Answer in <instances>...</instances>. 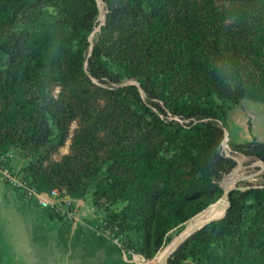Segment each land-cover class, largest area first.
<instances>
[{
    "label": "rangeland",
    "instance_id": "obj_1",
    "mask_svg": "<svg viewBox=\"0 0 264 264\" xmlns=\"http://www.w3.org/2000/svg\"><path fill=\"white\" fill-rule=\"evenodd\" d=\"M138 1L111 0L109 5L100 0L97 26L88 39L87 58L90 57L91 47L101 39L100 24L104 21L106 24L110 8L115 10L116 19L113 26L108 28L105 38L114 57H121L130 67L129 72H126L110 62L113 71L123 76L119 83H113L108 78L99 80L92 77L87 60L84 66L86 76L79 88L73 89L64 79L61 81V77L56 76L64 69L56 70L53 76L44 77L50 87L46 97L38 101L33 99L32 103L29 102L30 95L14 99L4 84L7 71L14 66L13 55L17 53L16 47L20 43L23 27L42 11L52 14L57 10L45 5L44 0H32L18 16L17 26L11 31L13 43L0 75V87L3 88L0 111H8L16 104L24 106L22 116L15 122L8 123L0 118V155L4 154L2 151L11 155V167L20 177H25L29 183L37 179L38 183L44 181L48 184L47 188L57 189L78 207L74 219L65 218L59 212L52 214L63 222L61 230L66 229L60 237L57 238L55 234L49 236L48 231L41 232L42 243L38 248L41 253L46 247V253L40 256L44 264H79L82 256L79 232L84 229L96 230L97 237L105 238L107 246H118L113 225H100L97 228L98 221H107V218L112 219L115 215L120 218L130 215L129 200L115 194L110 184L114 177L132 178L135 175V151L149 133L155 132L156 124L151 116L143 112L140 103L125 99V92L118 91L134 86L140 93L141 101L161 120L190 123L191 120L186 117L172 115L162 99H149L143 83H147L149 73L154 72L160 89L170 72L172 80L169 89L174 96L188 97L192 91H200L204 84L201 71H192L187 65L191 47H198L207 58L206 64L221 68L222 81L217 86L222 90V97L218 96V103L232 106L225 123L220 121L229 135L226 142L222 143L221 151L235 162V167H240L237 177L241 180L237 186L258 187L264 183V164H258L257 158L246 156L235 146L255 139L264 141V103L247 99L240 100L238 105L233 103L241 86L252 85L264 67V0H188L190 10L193 2L197 3L196 7L193 6V14L200 27L201 43L196 28L185 24L177 7L171 5L166 8L170 22L158 29L151 25L150 21L154 19L151 15L141 14L135 7ZM217 40L221 48H226L231 54H238L234 66L219 60V54L213 47ZM164 44L173 45L172 55L181 53L178 60L170 62L171 67L163 63L167 57L164 56ZM152 47L155 52L150 64L148 55ZM87 77L91 82L86 80ZM49 107H56L57 118L48 112ZM46 126L49 130H46ZM153 142H156L155 138ZM176 149L170 142L160 155L172 156ZM63 209L68 211L67 207ZM135 211H139L138 208ZM186 223L169 231L160 251L181 233ZM126 229L121 237L126 249L125 262L150 264L160 251L153 259H148L138 250L142 244L141 230L135 228L133 220L130 225L126 223ZM125 240H129L132 245L128 247ZM229 247L217 248L212 260L200 263L190 259L185 264H221L224 258L227 259L226 264H233L229 259L236 252ZM131 252L137 260H134ZM252 256L257 261L254 264H264V244L256 246ZM21 258L16 260L14 257L13 260L0 256V264H31L29 260Z\"/></svg>",
    "mask_w": 264,
    "mask_h": 264
},
{
    "label": "trees",
    "instance_id": "obj_2",
    "mask_svg": "<svg viewBox=\"0 0 264 264\" xmlns=\"http://www.w3.org/2000/svg\"><path fill=\"white\" fill-rule=\"evenodd\" d=\"M31 1L0 0V75L13 43L11 31L17 26L18 16ZM104 2L111 4V0ZM44 4L53 6L57 11L52 14L42 11L23 27L20 43L16 47L17 53L13 55L14 66L7 71L4 84L11 96L19 100L24 95H30L31 103L34 102L33 99L38 101L46 97L50 87L45 83L44 77L53 76V72L62 69L65 71H59L56 76H60L61 81L64 79L73 89L79 88L86 76L84 66L87 60L92 77L99 80L108 78L113 83H119L123 76L113 71L114 67H111L110 62L126 72H129L130 67L121 57H114L105 38L108 28L114 24L116 11L110 8L106 24L101 28V39L95 44L92 55L87 58L89 35L94 32L99 16L98 0H44ZM171 5L177 7L185 24L196 28L198 39L200 43L203 42L196 15L193 14L197 3L193 2L190 10L188 0H139L135 7L141 14L154 18L150 21L154 28L162 29L170 22L166 8ZM213 47L219 54V60L232 66L237 63L238 54H231L226 48H221L218 40ZM163 48L164 56H167L163 63L171 67L170 62L178 60L181 53L175 52L172 55V44H164ZM154 52L155 48L152 47L148 55L150 64L153 62ZM206 61L207 58L198 47L189 49L187 65L192 71H201L204 84L200 91H192L188 97L180 98L170 91V72L160 89L154 72H150L147 83H143L149 99H162L172 115L186 117L191 120L190 123L161 120L157 113L141 101L140 93L134 86L118 91L125 92V99L140 103L143 112L151 116L156 124L155 132L149 133L135 151V175L132 178L114 177L110 184L115 194L129 200L131 213L121 218L119 215L107 218V223L113 225L117 236L125 234L126 223L130 225L133 220L135 228L140 229L143 234L138 250L148 259H153L160 251L171 229L188 222L220 200L224 190L218 181L235 167V162L221 151L226 133L220 121L225 123L232 106L218 103V96L222 97V90L217 86L222 81L221 68L206 64ZM1 80L0 76V83ZM86 80L91 82L88 77ZM2 94L3 88L0 87V98ZM244 99L264 103V67L252 85L241 86L233 103L238 105ZM23 106L16 104L8 111H0V118L8 123L15 122L22 116ZM156 106L163 111L159 104ZM48 112L57 118L56 107H49ZM46 130H49L48 126ZM153 138L156 142H153ZM170 142L176 146V152L172 156L160 155ZM235 146L246 156L264 161V141L255 139ZM38 181L39 179L29 184L38 191L50 192L53 189L47 188L48 184L44 181ZM229 204L224 218L194 233L170 257L168 264H185L190 259L204 263L212 260L217 248L227 246L236 252L229 259L233 264L257 262L252 252L256 246L264 244V183L258 187L251 185L232 191ZM136 208L139 211H135ZM98 222L97 228H100L103 222L101 219ZM96 232L92 230V238L99 244L107 243L105 238L97 237ZM125 244L128 247L132 245L129 240H125ZM113 249L123 254L121 247L115 245ZM226 262L227 259L224 258L221 264Z\"/></svg>",
    "mask_w": 264,
    "mask_h": 264
},
{
    "label": "crops",
    "instance_id": "obj_3",
    "mask_svg": "<svg viewBox=\"0 0 264 264\" xmlns=\"http://www.w3.org/2000/svg\"><path fill=\"white\" fill-rule=\"evenodd\" d=\"M52 214L55 215L36 198L28 197L23 190L11 186L0 176V256L13 260L14 257L19 260L21 256L31 264H44L40 256L46 253V247L41 253L38 248L42 243L41 232L48 231L49 236L55 234L58 238L66 230H61L63 222ZM79 234L82 252L79 264H128L124 255L111 246H100L92 238L90 229Z\"/></svg>",
    "mask_w": 264,
    "mask_h": 264
},
{
    "label": "built area",
    "instance_id": "obj_4",
    "mask_svg": "<svg viewBox=\"0 0 264 264\" xmlns=\"http://www.w3.org/2000/svg\"><path fill=\"white\" fill-rule=\"evenodd\" d=\"M11 155L9 153H4L0 155V175L5 178V180L11 186L21 189L28 197L36 198L39 203L46 207L55 210L65 216L68 219L76 218V213L78 212V207H76L73 200L62 194L57 189H53L50 192L38 191L36 188L32 187L25 177H20V175L15 172L11 167ZM63 207H67L68 211L65 212ZM102 225H107V221L101 219ZM123 235H117L115 237V242L119 247L122 248L123 255L125 254V247L121 241ZM134 260H137L134 253L131 252Z\"/></svg>",
    "mask_w": 264,
    "mask_h": 264
},
{
    "label": "bare ground",
    "instance_id": "obj_5",
    "mask_svg": "<svg viewBox=\"0 0 264 264\" xmlns=\"http://www.w3.org/2000/svg\"><path fill=\"white\" fill-rule=\"evenodd\" d=\"M239 170L240 167H236L229 180L224 182L226 188L239 184L238 182L241 180L237 177V173L239 172ZM224 213L225 207L221 203L220 205L213 204L208 209H205L201 213L195 215L186 223L185 228L181 231V233L176 238H174L164 249H162L150 264H165L167 256L174 250L177 244L186 235L190 234L192 231L200 227L203 223L207 222L211 218L222 217Z\"/></svg>",
    "mask_w": 264,
    "mask_h": 264
},
{
    "label": "water",
    "instance_id": "obj_6",
    "mask_svg": "<svg viewBox=\"0 0 264 264\" xmlns=\"http://www.w3.org/2000/svg\"><path fill=\"white\" fill-rule=\"evenodd\" d=\"M98 4H99V9H100V0H98ZM106 20V19H105ZM104 23H105V21H104ZM104 23H101L100 24V32H101V28H102V26L104 25ZM94 47H95V44L91 47V50H90V53H89V56H91L92 55V52H93V49H94ZM225 133H226V137L227 136H229L228 135V133H227V131L225 130ZM257 163L259 164H264V161H262V160H260V159H258V161H257ZM236 167H234L232 170H231V172H229V173H227V174H225V177H224V179L220 182V186L223 188V190H224V193H223V195H222V197L220 198V200L219 201H217L216 203H214V204H218V205H220L221 203H222V205H224V207H225V213H224V215L222 216V217H216V218H211L210 220H208L207 222H205V223H203L200 227H198L197 229H195L194 231H192L190 234H188V235H186L178 244H177V246L174 248V250L167 256V258H166V260H165V264H168V261H169V259H170V257H171V255L188 239V238H190L194 233H196L198 230H200V229H202V228H204L205 226H207L208 224H210V223H212V222H214V221H218V220H220V219H222V218H224L225 217V215H226V213H227V210H228V208H229V195H230V193L232 192V191H234V190H236V189H238V188H241V187H238L237 185H235V186H231V187H228V188H226L225 187V185H224V182H226V181H228L229 180V178L231 177V175H232V173H233V171H234V169H235ZM241 189H245V188H241ZM213 205V204H212ZM212 205H210V206H212ZM209 206V207H210ZM208 207V208H209ZM207 208V209H208Z\"/></svg>",
    "mask_w": 264,
    "mask_h": 264
}]
</instances>
